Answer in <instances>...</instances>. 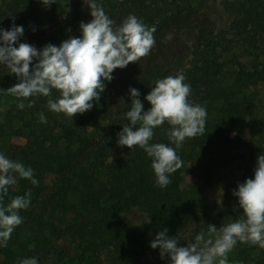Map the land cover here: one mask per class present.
<instances>
[{"label": "trees", "instance_id": "16d2710c", "mask_svg": "<svg viewBox=\"0 0 264 264\" xmlns=\"http://www.w3.org/2000/svg\"><path fill=\"white\" fill-rule=\"evenodd\" d=\"M60 1L56 0L50 6L41 0H0V28L8 30L12 27L13 18L17 26L24 28V34L14 46L28 43L37 50H42L47 44H54L58 38L62 40L66 34L70 37H80V24L86 23L80 14H74L72 19L60 20L56 24V34L43 44V36L37 30V15H53L54 11L63 9ZM193 2H197L194 6ZM207 0H120L116 3L112 15L114 26H119L131 15L138 17L145 25L155 26V39L163 38L170 32H180L193 26V16L198 7ZM223 9L233 18V32L243 34H264V0H222ZM198 6V7H197ZM247 28H250L249 30ZM197 38L194 56L201 58L200 71L189 75L187 83L191 86L190 101L200 104L207 111L205 134L186 139L178 149V155L183 163L197 159L200 182L203 187H210L217 181L226 163L242 155L243 164L239 179L223 188L221 204L208 206L201 202L198 192L173 191L169 185L160 188L156 185L155 174L151 168V158L143 149L118 146V133L127 123L124 114L130 110V88L140 92L139 99L143 110L151 105L145 99L154 87L157 79L172 75L171 71L150 69L139 74L133 81H127L125 89L111 95L109 88L112 81H105V90L98 101L93 102L91 110L77 114L73 118L64 114H56L47 107L48 97H32L35 104L19 109L18 101L5 91L19 82L15 74H11L6 66L0 64V101H8L7 109L0 121V137L6 127L18 120L29 130L23 146L9 148L10 159L22 162L34 170V178L38 185L19 178L17 174V191L9 188L4 203L7 205L12 197L24 195L31 190V203L19 215L23 218L30 210L35 199L46 190V178L55 176L60 179L64 192L67 187L63 184L68 176H72V188L76 192L77 203L71 205V210L81 212L78 221L83 230L78 263L84 262L89 255L110 249L118 254L115 264H152L159 255V250H152L150 260L145 258L143 246L153 241L160 231L156 217L170 220L176 214L185 215V225L194 223V241L200 232L207 233L209 224L218 229L229 221L242 216L238 205V197L233 195L238 184L248 178H254L257 157L264 154V116L255 117L252 125L253 133L248 134L246 121L237 119L229 106L240 96L237 91L218 84L217 88H204L207 80L215 79L217 74H211V68L219 67L209 59L210 54H217L225 32L214 35L213 28L200 22L195 27ZM219 39L218 43L215 40ZM222 41V42H221ZM200 49V50H199ZM209 49V50H208ZM197 52V53H196ZM211 52V53H210ZM199 54V55H198ZM38 61L34 60L30 70ZM199 70V69H198ZM119 68L112 74L117 73ZM217 72V71H216ZM238 83V80L236 79ZM59 93L52 91V99L58 98ZM46 118V123L40 121V114ZM170 126L165 123L154 129L151 143H165L174 147L168 140L167 131ZM102 174V177H100ZM179 171L170 175L177 177ZM69 186V185H68ZM234 201L235 210H229L227 205ZM144 214L143 222L135 226L128 222L125 216L133 210ZM25 237L15 239L5 247H0V264H18V260L35 257L38 262L46 256L49 239L46 232L55 233L56 229L49 221H31L27 225ZM235 264H264V249L250 244L237 243L234 252ZM73 261H68L72 263Z\"/></svg>", "mask_w": 264, "mask_h": 264}, {"label": "clouds", "instance_id": "9594fccd", "mask_svg": "<svg viewBox=\"0 0 264 264\" xmlns=\"http://www.w3.org/2000/svg\"><path fill=\"white\" fill-rule=\"evenodd\" d=\"M41 2L50 6L56 0ZM85 3L90 7L91 21L81 22L80 37H70L59 46L47 44L42 50L28 43L14 46L24 34V28L17 26L14 18L10 29L0 28V64L19 80L4 91L18 101L19 109L25 108L24 101L44 96L48 97V109L56 114L70 118L83 114L99 100L105 81L113 79L114 70L150 55L155 46V26L149 27L131 14L119 26H114V21L96 0H85ZM34 60L38 62L30 70ZM53 90L59 93L56 99L51 98ZM129 92L132 103L124 118L130 123L117 134L118 146L143 149L151 158L156 185L166 188L171 183L170 175L183 166L177 150L186 139L205 134L207 111L190 101L191 86L185 83L183 74L154 82L145 97L151 105L147 111L143 110L140 92L135 88H130ZM34 104L32 99L27 107ZM40 121L47 122L43 113ZM165 123L170 126L167 137L174 147L151 143L154 129ZM17 174L32 185H38L31 167L0 153V246H7L11 234L23 222L20 211L31 203V190L12 197L7 205L4 203L9 187L17 183ZM233 195L238 197L242 209L240 218L224 223L219 229L209 224L207 233L200 232L186 247L178 246L179 239L169 237L165 229L151 242V248H159L162 259L167 254L171 264H230L229 253L238 242L264 249V154L257 157L254 178L238 184ZM18 264H38V260L24 258L18 260Z\"/></svg>", "mask_w": 264, "mask_h": 264}, {"label": "rangeland", "instance_id": "374dc122", "mask_svg": "<svg viewBox=\"0 0 264 264\" xmlns=\"http://www.w3.org/2000/svg\"><path fill=\"white\" fill-rule=\"evenodd\" d=\"M118 1L120 0H96V3L104 7L106 14L111 19ZM60 3L63 7L61 11H54L52 16L43 14L36 17V27L43 36V44L47 43L56 34L57 21L70 20L74 14H80L86 23L92 19L90 7L85 3V0H63ZM196 4L197 2H193L194 6ZM192 20V27L184 28L180 32L173 31L163 38L155 39V46L152 48L150 55L137 63H130L125 68L119 69L117 73L112 74L113 79L111 81L113 83L112 87L109 88L111 95L125 89L127 81H133L137 75L144 74L150 69L160 68L171 71L173 76L183 74L185 83H187L188 76L201 69V58L194 56L197 38L195 27L203 22L204 25L207 24L211 29L213 28L214 35H218L220 32L226 33L225 39L221 37V39L217 38L215 40V43H218L219 39L223 41L221 42L222 46H225L224 52L219 46L216 49L217 54L210 52L209 56V59L215 61V64L219 66H212L211 74H219L214 80L211 78L207 80L204 88H217L218 84H221L231 91L239 92V98L231 103L229 111L237 119L246 121L249 128L248 134L253 133L252 125L255 117L264 116V34L256 35L250 32L243 34L231 31L233 18L223 9L222 0H207L198 7ZM68 38H70L68 34L62 40L57 38L53 45L59 46ZM106 94H108V90ZM100 97L102 98L101 95ZM7 106L8 101H0V121ZM28 134L29 130L21 122L18 120L11 122L0 137V153L10 158L9 148L23 146ZM242 157V155H236V157L230 159L224 166L220 178L208 188L203 187L200 182L199 161L194 159L183 163V166L177 170L179 175L171 179L169 187L173 191L198 192L201 202L208 206L221 204L224 186L230 185L239 179L240 169L244 161ZM100 177H102V174ZM70 179L72 180V176L69 175L63 184L67 189L63 192L60 189L62 186L60 179L55 176L46 178L47 190L35 199L33 207L23 217L22 224L11 234L7 245L10 242L13 243L15 239L25 237L28 229L27 225L31 221H49L55 227L56 232H46L50 243L45 258L39 261L38 264H69L68 261H73L70 264H115L114 261L119 259L118 254L110 249L102 250L94 255L90 254L88 259L78 263L81 253V248L78 247L84 245L81 240L83 230L77 224L81 212L69 208L77 203L76 192L72 188L73 184H68ZM9 188L14 193L17 191L16 184ZM227 207L233 211L236 209V203L231 201ZM125 218L131 224L138 226L143 222L144 214L135 209ZM185 218L184 214L179 213L171 219V222L162 217H156V221L160 231L167 229L169 237L179 239L178 246L186 247L194 235L195 226L193 222L185 225ZM151 242L148 241L143 246L144 256L148 260L153 255ZM157 249L159 255L152 264H171L170 257L166 254L162 259L160 249ZM234 252L235 248L229 253L230 264H235Z\"/></svg>", "mask_w": 264, "mask_h": 264}]
</instances>
